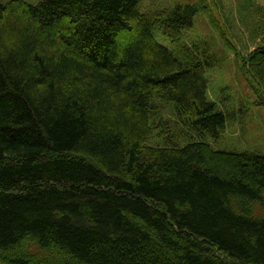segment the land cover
Masks as SVG:
<instances>
[{
  "label": "trees",
  "instance_id": "obj_1",
  "mask_svg": "<svg viewBox=\"0 0 264 264\" xmlns=\"http://www.w3.org/2000/svg\"><path fill=\"white\" fill-rule=\"evenodd\" d=\"M141 2L0 0V264H264V154L203 139L234 113L183 42L201 11L232 48L224 0ZM235 4L264 99V5Z\"/></svg>",
  "mask_w": 264,
  "mask_h": 264
},
{
  "label": "rangeland",
  "instance_id": "obj_2",
  "mask_svg": "<svg viewBox=\"0 0 264 264\" xmlns=\"http://www.w3.org/2000/svg\"><path fill=\"white\" fill-rule=\"evenodd\" d=\"M1 1L6 3L11 0ZM25 1L36 4L38 0ZM254 1L264 5V0ZM194 3L196 0H142L140 9L143 11ZM223 4L228 20L220 17L219 20L232 48L220 38L201 11L195 14L194 26L183 36V42L207 46L213 54L215 65L206 71L208 98L216 102L219 109L231 110L234 113L228 114L225 132L221 137L214 139L206 133L203 139L218 151H255L264 154V99L252 79L247 78L240 61L242 55L253 49L260 35L253 37L247 29L236 24L235 0H224ZM154 37L159 43L171 46L169 40L158 29H154ZM169 104L174 108L172 103ZM165 117H168V114H165Z\"/></svg>",
  "mask_w": 264,
  "mask_h": 264
}]
</instances>
